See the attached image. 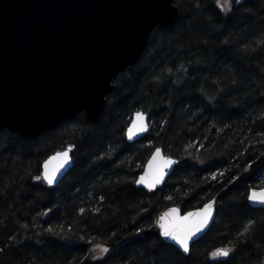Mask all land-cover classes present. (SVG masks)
Listing matches in <instances>:
<instances>
[{
    "label": "trees",
    "instance_id": "1",
    "mask_svg": "<svg viewBox=\"0 0 264 264\" xmlns=\"http://www.w3.org/2000/svg\"><path fill=\"white\" fill-rule=\"evenodd\" d=\"M174 3L177 22L152 32L98 119L34 139L0 130V264H264V208L248 201L264 188V0H232L228 13L217 0ZM136 112L152 129L130 143ZM68 147L73 167L50 186L43 163ZM157 148L179 164L148 192L136 182ZM210 201L214 222L188 255L164 241L166 209Z\"/></svg>",
    "mask_w": 264,
    "mask_h": 264
},
{
    "label": "water",
    "instance_id": "2",
    "mask_svg": "<svg viewBox=\"0 0 264 264\" xmlns=\"http://www.w3.org/2000/svg\"><path fill=\"white\" fill-rule=\"evenodd\" d=\"M179 15L174 0H0V130L34 139L82 113L89 121L98 119L114 80L141 58L152 32L174 25ZM151 129L149 114L136 112L126 138L134 143ZM69 148L70 159L60 166L63 157L57 154ZM73 149L45 160L42 178L45 164L49 173H56L52 184L44 179L48 185L57 186L72 169ZM178 164V159L157 148L137 186L148 192L161 189ZM253 191L264 188L250 190L249 205L264 208L249 199ZM210 203L207 223L189 241L188 252L163 236L159 224L166 213V223L190 226L203 218ZM215 216V201L185 213L172 206L157 225L165 242L188 255Z\"/></svg>",
    "mask_w": 264,
    "mask_h": 264
},
{
    "label": "snow or ice",
    "instance_id": "3",
    "mask_svg": "<svg viewBox=\"0 0 264 264\" xmlns=\"http://www.w3.org/2000/svg\"><path fill=\"white\" fill-rule=\"evenodd\" d=\"M236 2L240 3L241 0H236ZM217 3L221 8H224L225 10H230L232 0H224V3H220V0H217ZM137 115L140 116L141 114H137ZM129 138H131V130L129 133ZM69 151H71V148H69L68 151L57 154L58 157H60V156L63 157V160H62V163L60 166H62L63 163H67L68 160L70 159L68 156ZM53 159H56V157H53ZM47 168H48V165L45 164L44 179H46L49 184H52L55 180L56 173H55V171H53L52 173H49L47 171ZM37 179H39V177H37ZM140 182H143V178L141 179ZM249 199L253 203L264 204V191H261V192L253 191L251 196L249 197ZM211 210H212V204L210 203V204L205 206L203 218L200 221L191 224L190 226L175 225V224L166 223L165 217L168 216V214L166 213L165 217H161V221L159 224V226L162 230L163 236L167 239H171V240L176 241L181 246V248H183V250L185 252H188L189 251V241L192 239V237L194 235H196V233L198 231L201 230V228L204 225H206L207 220L211 214ZM173 211H175V210H173ZM193 215L198 216L200 214H198V213L197 214H191V213L189 214V216H193ZM49 231H51V230H49ZM101 251L107 252L108 249L104 248V249H101ZM231 251H232L231 249H218L212 255H213V258H227L230 256Z\"/></svg>",
    "mask_w": 264,
    "mask_h": 264
},
{
    "label": "rangeland",
    "instance_id": "4",
    "mask_svg": "<svg viewBox=\"0 0 264 264\" xmlns=\"http://www.w3.org/2000/svg\"><path fill=\"white\" fill-rule=\"evenodd\" d=\"M220 3H224V0H221ZM221 8V7H220ZM224 12L228 13L230 10H225L224 8H221ZM231 9V8H230Z\"/></svg>",
    "mask_w": 264,
    "mask_h": 264
},
{
    "label": "flooded vegetation",
    "instance_id": "5",
    "mask_svg": "<svg viewBox=\"0 0 264 264\" xmlns=\"http://www.w3.org/2000/svg\"><path fill=\"white\" fill-rule=\"evenodd\" d=\"M216 206V205H215ZM185 213V212H184Z\"/></svg>",
    "mask_w": 264,
    "mask_h": 264
}]
</instances>
